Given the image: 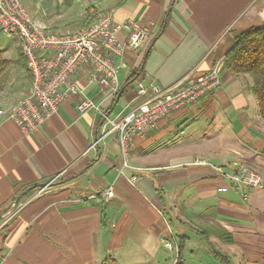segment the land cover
<instances>
[{"label": "crops", "instance_id": "0c3cea01", "mask_svg": "<svg viewBox=\"0 0 264 264\" xmlns=\"http://www.w3.org/2000/svg\"><path fill=\"white\" fill-rule=\"evenodd\" d=\"M29 1L32 8L24 7L32 18L68 26L44 14L53 0ZM74 1L84 6L78 26L108 8L115 22L148 25L145 44L126 50L116 96L100 94L84 69L78 73L84 94L109 116L139 101L138 77L167 86L190 72L186 84L223 58L239 33L264 22V0ZM129 66L136 73L127 92ZM26 76L0 95L2 110L29 92ZM220 79L214 90L136 136L122 173L116 133L99 139L102 117L93 109L78 112L76 94L30 133L0 115V264H221L215 251L233 264H264V124L250 77L222 64ZM199 158L208 164H194ZM232 162L261 173L263 186L245 190V197L218 190L227 181L210 164L233 171Z\"/></svg>", "mask_w": 264, "mask_h": 264}, {"label": "built area", "instance_id": "2783aa9c", "mask_svg": "<svg viewBox=\"0 0 264 264\" xmlns=\"http://www.w3.org/2000/svg\"><path fill=\"white\" fill-rule=\"evenodd\" d=\"M113 13L114 8H108L88 24L53 28L32 18L21 0H0V29L5 35L19 40L30 73L29 92L16 99L9 109L0 108V115L15 122L23 133H30L58 111L62 100L76 94L80 97L76 103L79 112L93 109L102 117L99 139L110 132L116 133L122 154V173L127 166L129 146L136 136L146 135L160 118L195 102L220 85L223 58L216 60L205 74L186 84L184 80L188 79L190 72L167 86L146 84L142 76L138 77L134 82L139 101L123 113L110 117L100 103L84 94L79 86L78 73L84 69L87 81L96 83L100 94L115 95L120 83L118 72L126 67V50L140 49L147 40L148 31L146 22L132 18L115 22ZM197 161L202 163L203 159ZM213 169L215 176L229 182L220 186V191L229 188L245 197V190L263 186L261 173L247 165L241 164L228 171L214 164ZM136 178L132 175L130 180ZM112 194V189L108 188L106 197ZM164 247L172 249V240L165 241Z\"/></svg>", "mask_w": 264, "mask_h": 264}, {"label": "trees", "instance_id": "16d2710c", "mask_svg": "<svg viewBox=\"0 0 264 264\" xmlns=\"http://www.w3.org/2000/svg\"><path fill=\"white\" fill-rule=\"evenodd\" d=\"M71 1L63 0L62 4L69 6ZM18 61L25 70V73L28 74L25 59L20 50ZM223 64L233 74L250 77V89L255 96L259 115L264 120V26H250L245 31L239 33L233 45L226 51L223 57ZM8 67L9 60L3 57L0 49V95L8 90ZM139 71H141L140 66L137 69L138 73ZM135 73L129 75L127 80H125L124 89L127 92L133 89L131 80L134 78ZM114 98L112 99V104ZM214 258L221 264H233L228 256L216 251L214 252ZM176 264L182 263L177 262Z\"/></svg>", "mask_w": 264, "mask_h": 264}, {"label": "rangeland", "instance_id": "374dc122", "mask_svg": "<svg viewBox=\"0 0 264 264\" xmlns=\"http://www.w3.org/2000/svg\"><path fill=\"white\" fill-rule=\"evenodd\" d=\"M23 1H24V4H26V7H28V9L32 8L31 2L29 0H23ZM84 1L87 5V1L86 0H84ZM53 2H54L53 5L47 6V10H46L47 12L44 13L46 15V17H49V14H53V17H55L57 19V22L65 23L70 27L78 26V24L83 23V22H81V20L84 16L83 15V11H84L83 10V8H84L83 1L75 2L73 0L72 5L70 3L71 7H69L70 5L66 6V5L62 4V2L60 4L56 5L55 0H53ZM46 3H47L46 0H42L43 5H45ZM57 10H58V12H57ZM0 49H1L3 57H5L6 59L9 60L7 88H9L10 91H14V88L10 87V85L12 83H14V82L20 83L22 81L28 80L26 73H25V70L22 68V65L18 61V58H19V42L17 39H15L13 37H8L0 31ZM26 70H27V68H26ZM127 71H130L132 74L135 71V69H134V67L129 66ZM27 73H28V71H27ZM121 77H122V73L120 74V78ZM15 102H16V100H15ZM254 105H255V112L259 115L258 105H257L256 101H255ZM108 116H109V114H108ZM110 117H115V116H110ZM260 120L264 124V120L263 119H260ZM101 124H102V121H101ZM201 159H203V158H201ZM193 163L199 164V165L208 164L204 159H203L202 163H199L197 160H194ZM240 165H241V163L239 164L236 162H232V164H231V166H240ZM213 166H214V164H210V170L212 172L214 171ZM227 168L230 169V167H225V168L223 167V170H227ZM250 169H253V168H250ZM228 171H230V170H228ZM216 177H217V179L220 178V177H218V175ZM220 179H222V178H220ZM227 184H229V182ZM163 245H164V243H163ZM165 248L168 250H171L167 247H165ZM176 263L177 262L174 260L173 264H176Z\"/></svg>", "mask_w": 264, "mask_h": 264}, {"label": "bare ground", "instance_id": "6f19581e", "mask_svg": "<svg viewBox=\"0 0 264 264\" xmlns=\"http://www.w3.org/2000/svg\"><path fill=\"white\" fill-rule=\"evenodd\" d=\"M26 9V8H25ZM27 11V10H26ZM48 25V24H47ZM50 26V25H49ZM0 31H1V29H0ZM2 32V31H1ZM3 33V32H2ZM4 34V33H3ZM5 35V34H4ZM7 36V35H6ZM8 37H13V36H8ZM13 38H15V37H13ZM15 39H17V38H15ZM18 40V39H17ZM18 42H19V40H18ZM19 50H20V53L22 54V51H21V46H20V43H19ZM22 56L24 57V55L22 54ZM24 59H25V57H24ZM28 75H29V77H30V73H28ZM136 81V80H135ZM96 84V83H95ZM79 86H80V84H79ZM81 87V86H80ZM66 99V98H65ZM63 101V100H62ZM77 109V108H76ZM79 112V111H78ZM81 113V112H80ZM84 113V112H83Z\"/></svg>", "mask_w": 264, "mask_h": 264}]
</instances>
